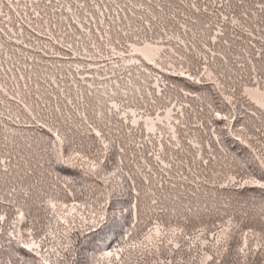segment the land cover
I'll list each match as a JSON object with an SVG mask.
<instances>
[{"label": "snow or ice", "instance_id": "1", "mask_svg": "<svg viewBox=\"0 0 264 264\" xmlns=\"http://www.w3.org/2000/svg\"><path fill=\"white\" fill-rule=\"evenodd\" d=\"M0 264H264V0H0Z\"/></svg>", "mask_w": 264, "mask_h": 264}]
</instances>
